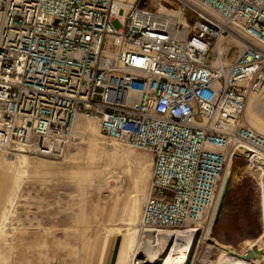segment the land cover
I'll list each match as a JSON object with an SVG mask.
<instances>
[{
    "label": "built area",
    "instance_id": "built-area-1",
    "mask_svg": "<svg viewBox=\"0 0 264 264\" xmlns=\"http://www.w3.org/2000/svg\"><path fill=\"white\" fill-rule=\"evenodd\" d=\"M142 1L0 0V135L46 154L93 121L152 156L140 228L181 230L212 210L229 161L264 186V136L243 117L264 90V0H171L176 21ZM230 37L241 47L220 54Z\"/></svg>",
    "mask_w": 264,
    "mask_h": 264
},
{
    "label": "rangeland",
    "instance_id": "rangeland-1",
    "mask_svg": "<svg viewBox=\"0 0 264 264\" xmlns=\"http://www.w3.org/2000/svg\"><path fill=\"white\" fill-rule=\"evenodd\" d=\"M143 3L178 12L171 0ZM233 58L231 51L226 62ZM248 100L245 124L264 135V93ZM253 101L262 127L251 122ZM47 147L46 154L22 149L0 135V264H138L147 259L135 256L143 248L158 252L157 239L139 226L151 179L148 152L105 140L93 121L81 118L72 139ZM211 215L185 228L201 230L188 264H216L222 255L263 264L246 258L247 244L264 249V186L244 160L233 161L222 212L209 230Z\"/></svg>",
    "mask_w": 264,
    "mask_h": 264
},
{
    "label": "bare ground",
    "instance_id": "bare-ground-1",
    "mask_svg": "<svg viewBox=\"0 0 264 264\" xmlns=\"http://www.w3.org/2000/svg\"><path fill=\"white\" fill-rule=\"evenodd\" d=\"M117 3L122 5L118 1H117ZM122 6H123V9L125 11V14L127 13L128 9L131 7V5H129V4L128 5H122ZM159 11L169 15L174 21L181 20L180 14L178 12H174V11L167 10V9H163V10L159 9ZM226 39H229L231 44H237L239 47H241L240 43L234 41L231 37L230 38H223L220 40V42L218 43V45L216 47L217 51L220 54H222V55L226 54L227 51L229 50V48L226 49L224 46V41ZM224 63L226 65L228 64L226 61ZM261 93H264V90H262L258 94H261ZM250 95L248 96L247 101H249L248 99H249ZM247 101H246V106H247ZM250 104H251V108H252V111H251V122H252V124L256 127H262V122L253 113L256 111V108L259 106L258 103L253 101ZM245 111H246V108H245ZM245 111H244V114H245ZM80 118L85 120L82 116H78L76 118L75 127H76L78 120ZM244 122H245V120H244ZM240 153H242V151H240ZM231 175H232V160L228 162L226 169H225L224 176L222 177L220 184H219V187H218L217 192H216V196H215L213 207H212V215H211V222L212 223L210 224L209 230L211 229V226L215 220L216 211H217L218 204L220 202L222 191H223L226 183L230 180ZM198 224L199 223H197V225ZM129 227L130 226H127V228H129ZM143 232L148 234V236L152 235L153 238L157 239L156 240L157 242L156 241L155 242H156L157 246L159 247V250L157 253L155 252L152 255H147L146 250L144 248L143 249L141 248L142 250L139 253L137 252L138 254L135 255L136 258L140 257V256H143V257L145 256V257H147V259L143 260V262L138 263V264H188L190 257H191V254L194 250L196 241L200 235L201 230H199L197 228H187L184 230H168V231H155V230L145 229ZM168 238H169V240H168ZM208 241L217 246V244L214 241L209 240V239H208ZM247 246H248V248L246 251V255L248 254L250 258H255L254 261L257 260V262L264 264V249L260 248V247L254 248L257 246L251 245V244H247ZM129 249H130V247H129ZM148 251H150V250L148 249ZM231 252L233 253L234 250H231ZM132 255H134V254H132ZM248 255L246 256L247 259H248ZM221 257H224V258H221ZM221 257L216 262V264H221L222 261H226L229 264H247V261H245L244 258L226 259V257L224 255H222ZM251 261L252 260H249V262H251ZM128 264H130V263H128ZM253 264H255V263H253Z\"/></svg>",
    "mask_w": 264,
    "mask_h": 264
},
{
    "label": "water",
    "instance_id": "water-1",
    "mask_svg": "<svg viewBox=\"0 0 264 264\" xmlns=\"http://www.w3.org/2000/svg\"><path fill=\"white\" fill-rule=\"evenodd\" d=\"M229 182H230V180L226 183V185L224 186V189L222 191V195H221V198H220V202L218 204L217 211H216L215 220L218 219V217L220 216V214L222 212L224 200H225V197H226V194H227V190H228V186H229Z\"/></svg>",
    "mask_w": 264,
    "mask_h": 264
},
{
    "label": "crops",
    "instance_id": "crops-1",
    "mask_svg": "<svg viewBox=\"0 0 264 264\" xmlns=\"http://www.w3.org/2000/svg\"><path fill=\"white\" fill-rule=\"evenodd\" d=\"M4 201V200H3ZM1 213H2V210L0 211V215H1Z\"/></svg>",
    "mask_w": 264,
    "mask_h": 264
}]
</instances>
